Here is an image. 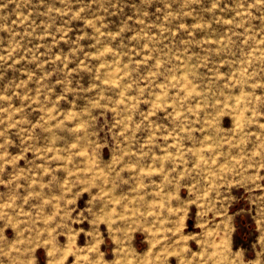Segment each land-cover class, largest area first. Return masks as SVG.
<instances>
[{
	"label": "rangeland",
	"instance_id": "1",
	"mask_svg": "<svg viewBox=\"0 0 264 264\" xmlns=\"http://www.w3.org/2000/svg\"><path fill=\"white\" fill-rule=\"evenodd\" d=\"M0 264H264V0H0Z\"/></svg>",
	"mask_w": 264,
	"mask_h": 264
}]
</instances>
